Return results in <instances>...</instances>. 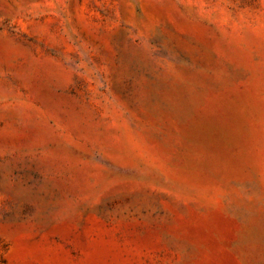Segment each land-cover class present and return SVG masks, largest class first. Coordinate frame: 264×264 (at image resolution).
I'll list each match as a JSON object with an SVG mask.
<instances>
[{
	"label": "rangeland",
	"instance_id": "374dc122",
	"mask_svg": "<svg viewBox=\"0 0 264 264\" xmlns=\"http://www.w3.org/2000/svg\"><path fill=\"white\" fill-rule=\"evenodd\" d=\"M0 264H264V0H0Z\"/></svg>",
	"mask_w": 264,
	"mask_h": 264
}]
</instances>
